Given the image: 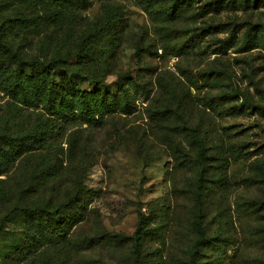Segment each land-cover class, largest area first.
<instances>
[{"label":"trees","instance_id":"obj_1","mask_svg":"<svg viewBox=\"0 0 264 264\" xmlns=\"http://www.w3.org/2000/svg\"><path fill=\"white\" fill-rule=\"evenodd\" d=\"M190 1L138 0L150 15L165 25L182 18L179 9ZM201 1L204 2L196 13L200 17L211 12V8L216 9L223 0ZM231 1L246 7L264 6V0ZM91 3V0H0V264L5 260L17 264L27 261L31 255L34 260L48 246L67 244L74 227L84 219L83 206L81 212L77 205L87 193L81 166L86 161L78 159L76 152L80 145L86 148L87 142L74 136L67 147L55 144L59 130L78 123L102 127L133 113L131 89H138V84L126 79L130 76L128 72L117 73L113 82L117 85L115 92L101 89L113 73V48L121 43L117 30L121 23L118 9L105 13L99 23L92 24L84 21L82 15ZM226 26V23L207 24L202 31L212 32ZM233 35L234 32L231 39ZM243 37L245 50L258 45L264 47V20L249 24ZM58 70L73 73L74 80L67 75L55 79L54 73ZM208 75L212 77L213 72ZM85 78L95 81L98 87L93 91L79 87ZM158 86V96L165 107L152 115L159 112L161 116L171 117L173 114L175 120H182V125L161 124L162 129H167L161 136L180 156L179 164L187 169V186L182 193L174 185L170 193L145 211L140 206L138 229L131 235L101 229L77 238L76 264L82 263L79 258L84 252L96 248L99 256L93 257L91 264L225 263L229 221L223 218L231 208L223 207L228 188L225 177L221 174L215 177L214 170L224 169L229 158L224 156L222 145L211 137L203 117L194 124L185 117L181 108L186 97L177 94L178 82L159 76ZM217 97L226 101L239 98L238 93L226 89ZM173 101H177L174 109ZM252 108L264 112V105L259 103ZM228 112L235 114L236 110L230 107ZM179 127L186 133L187 146L179 141L176 133ZM150 130L160 139V134L154 133L149 124L145 134ZM138 143L141 148L140 138ZM139 155L145 163L150 161L145 154ZM23 161L26 164L18 169ZM65 175L67 186H64ZM11 176H14L12 180L7 179ZM57 178L58 181L52 182ZM173 196L176 198L171 209ZM180 196L190 202L189 212L180 222L177 220L175 228L171 212L175 214ZM163 199L167 202L164 210L157 207ZM249 203L248 207L256 211L258 205L264 207V202L251 200ZM16 213L24 217L22 240L13 239L6 231ZM158 215L163 218L164 229L155 235L154 244L148 246L144 235ZM180 227L185 229L184 236L189 240L177 252L170 234ZM123 246L129 249L124 261L106 258L104 250Z\"/></svg>","mask_w":264,"mask_h":264},{"label":"rangeland","instance_id":"obj_2","mask_svg":"<svg viewBox=\"0 0 264 264\" xmlns=\"http://www.w3.org/2000/svg\"><path fill=\"white\" fill-rule=\"evenodd\" d=\"M91 1L82 12L84 21L99 23L105 13L116 8L121 18L117 29L121 43L113 48V73L108 75L101 89L115 92L117 85L113 82L117 73L128 72L130 76L126 79L138 84V89H131L134 110L131 115H123L102 127L78 123L59 130L55 144L67 147L74 136L87 142L86 148L80 145L76 152L78 159L86 161L81 166L87 193L77 205L81 212L83 206L84 219L74 227L67 244L48 246L36 260L31 255L27 261L17 264H76L77 238L101 229L131 235L138 229L140 206L145 211L170 193L174 185L179 191L187 186V169L179 164V155L161 136L167 132L161 124L182 125V120H175L173 114L171 117L161 116L159 112V116H155L158 113L152 115L165 107V102L158 96L159 76L178 82L177 94L186 97L181 108L185 117L193 124L203 117V124L210 127L211 137L222 145L224 156L229 158L224 169L214 170L215 177L220 174L225 177L228 188L225 189L223 207L231 208L228 216L223 218L229 221L228 256L225 263L220 264H264V207L256 206L258 211L248 207L251 200L264 202V112L252 108L254 104L264 105V47L243 49L244 32L249 24L264 20V6L246 7L239 2L223 0L216 9L211 8V12L200 17L196 13L204 1L192 0L179 9L182 18L165 25L150 15L138 0ZM218 23L228 26L212 32L202 31L207 24ZM164 25L167 27L161 29ZM208 72H213L212 77ZM63 75L74 80L71 72L58 70L54 73L58 80ZM213 79L217 81L213 82ZM97 85L92 79L85 78L79 87L93 91ZM225 89L238 93L239 98L219 99L218 93ZM172 106L174 109L177 101H173ZM230 107L236 110L235 114L228 112ZM148 124L154 133L160 134V139L151 130L145 134ZM176 133L183 146H187L185 131L179 127ZM138 138L142 141L141 148ZM140 153L150 161L145 163ZM19 164L18 169L26 163ZM66 179L67 176L64 186L68 184ZM175 198L173 196L171 209ZM162 203L157 207L164 210L167 202L163 199ZM189 203L182 196L177 197V210L175 214L171 212L175 228L177 220L180 222L188 216ZM162 220L158 215L149 224L144 235L148 246L154 244L153 238L164 229ZM6 231L13 239L22 240L25 236L23 214H14ZM184 232L185 229L180 227L170 234L177 252L189 240ZM116 248L104 250L106 258L124 261L128 247ZM98 252V248L84 252L79 258L81 264H91L92 258L99 256ZM3 264L13 262L5 260Z\"/></svg>","mask_w":264,"mask_h":264}]
</instances>
